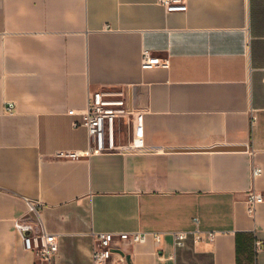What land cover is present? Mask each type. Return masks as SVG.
Masks as SVG:
<instances>
[{
    "label": "crops",
    "instance_id": "crops-1",
    "mask_svg": "<svg viewBox=\"0 0 264 264\" xmlns=\"http://www.w3.org/2000/svg\"><path fill=\"white\" fill-rule=\"evenodd\" d=\"M143 49L167 65L142 69ZM100 90L141 114L116 121L124 150L88 152ZM252 185L264 195V0H0V264H45L15 230L36 221L25 199L58 235L51 264H94V235L122 232L147 236L109 264H264ZM196 228L216 234L173 244Z\"/></svg>",
    "mask_w": 264,
    "mask_h": 264
},
{
    "label": "built area",
    "instance_id": "built-area-1",
    "mask_svg": "<svg viewBox=\"0 0 264 264\" xmlns=\"http://www.w3.org/2000/svg\"><path fill=\"white\" fill-rule=\"evenodd\" d=\"M165 12H185L187 10V0H156ZM140 65L142 69L155 67L158 65L166 66L165 60L152 56L151 52L143 49L141 51ZM13 103H7L9 113H12ZM133 117V124L139 125L141 122V114L130 109L125 100L122 91L100 90L89 92L87 96L86 110L82 119V124L86 127L89 136V153H102L114 151L117 149H125L124 146L117 144L115 139L116 121L119 118ZM252 122L255 116L252 115ZM80 152L59 151L56 153L58 157L76 158L80 156ZM261 173L258 165H252L251 177L254 179ZM246 212L250 216L255 215L256 205L264 201V195L257 191L253 185L246 192ZM28 211L36 216V221H15V230L22 239L25 250L31 251L34 256L44 262L51 264L57 250L56 233L45 230L40 220L41 203L37 200L25 199ZM197 224V219H194ZM156 243L160 242L159 233H152ZM215 232H201L198 228L193 231H175L172 232L173 244L182 246L184 240L191 235L193 242L199 243L203 240H212ZM147 233L144 232H122V233H96L94 235V245L91 251V259L94 264L113 263V256L120 255L124 252L125 247L133 243L145 241ZM260 245V242H257ZM122 257V256H121ZM120 257V258H121ZM119 259L122 260V259ZM117 259V260H118Z\"/></svg>",
    "mask_w": 264,
    "mask_h": 264
}]
</instances>
